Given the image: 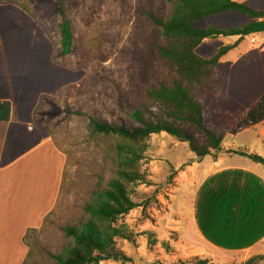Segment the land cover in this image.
Listing matches in <instances>:
<instances>
[{
    "label": "rangeland",
    "instance_id": "1",
    "mask_svg": "<svg viewBox=\"0 0 264 264\" xmlns=\"http://www.w3.org/2000/svg\"><path fill=\"white\" fill-rule=\"evenodd\" d=\"M234 1L264 10V0ZM65 9L73 46L71 54L62 57L55 0H0V58H36L29 71L40 79L47 75L48 81L31 93V99L48 94L35 108L33 120L49 133L64 160L54 209L27 234L25 264H52L49 255L67 242L62 227L82 217L96 189L112 178L116 140L90 135L89 120L126 119L130 105L145 101L148 85L170 76L158 61L153 44L162 41L147 17L168 14L169 0H67ZM249 22L248 17L225 13L198 20L195 28L229 29ZM234 40H204L196 52L209 58ZM216 71L220 89L205 97L206 124L224 135L226 153L240 150L264 159V122L231 133L264 93V35L245 37ZM147 145L140 169L149 184L133 187L131 197L138 207L118 220L134 239H116L115 248L127 261L100 264H264V255L253 256L251 263L231 254L217 255L193 232L191 205L201 176L188 166L203 158L166 134L152 135Z\"/></svg>",
    "mask_w": 264,
    "mask_h": 264
},
{
    "label": "trees",
    "instance_id": "2",
    "mask_svg": "<svg viewBox=\"0 0 264 264\" xmlns=\"http://www.w3.org/2000/svg\"><path fill=\"white\" fill-rule=\"evenodd\" d=\"M55 1L59 5L60 15L59 54L66 57L72 52V25L66 17L67 0ZM169 4L168 14L149 13L147 17L157 38L162 41L155 44V40L153 44L158 61L170 76L148 85L145 101L130 105L126 119L120 118L115 123L99 118L89 120L87 129L90 135L116 140L113 146L112 178L96 189L93 199L84 206L82 217L62 227L67 242L58 252L49 255L52 264L127 261L124 255L117 252L116 239L129 242L134 239L124 225L118 224V220L138 207L131 197L133 187L149 184L140 169V163L147 150V140L152 135L166 134L177 142L187 144L197 159L222 150L224 135L205 122V97L219 92L216 69L220 59L235 49L245 37L264 35V10H256L234 0H169ZM225 13L248 17L251 22L229 29H219L214 25L206 29L195 28L198 20ZM220 37H235L237 40L219 47L209 58L196 53L204 40ZM40 103L41 99L37 107ZM10 113V103L0 101V122L9 121ZM262 122L264 93L242 114L231 133L237 135ZM233 153L264 166V159L256 154L240 150ZM31 231L34 230L25 234L24 243ZM255 260L251 258L247 263Z\"/></svg>",
    "mask_w": 264,
    "mask_h": 264
},
{
    "label": "crops",
    "instance_id": "3",
    "mask_svg": "<svg viewBox=\"0 0 264 264\" xmlns=\"http://www.w3.org/2000/svg\"><path fill=\"white\" fill-rule=\"evenodd\" d=\"M17 56L0 58V101L11 107L9 121L0 122V264L23 263V238L53 211L64 165L49 133L33 120L41 97L48 94L31 99V93L48 81L47 75L40 79L29 71L36 58ZM228 150L188 166L201 176L190 220L193 232L215 254H231L245 263L264 255V168Z\"/></svg>",
    "mask_w": 264,
    "mask_h": 264
}]
</instances>
